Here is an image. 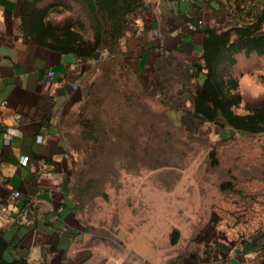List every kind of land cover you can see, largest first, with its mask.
Returning <instances> with one entry per match:
<instances>
[{"label":"trees","instance_id":"obj_1","mask_svg":"<svg viewBox=\"0 0 264 264\" xmlns=\"http://www.w3.org/2000/svg\"><path fill=\"white\" fill-rule=\"evenodd\" d=\"M148 5L149 0H23L20 4L19 28L34 44L96 62L83 85L85 101L74 121L80 132L68 141L66 151L75 212H82L92 200L107 198V186H118L123 171L138 175L143 169L171 167L166 136L172 121L165 110L152 111L153 97L126 63L123 43L138 10ZM202 35L201 54L190 64L188 75L191 112L224 133L264 134V98L246 103L239 113L243 96L236 74L240 55L264 58V0H234L227 21L205 28ZM82 132L91 137L83 138ZM209 159L212 167H218L215 149ZM232 187L223 183L221 190L234 191ZM5 232L0 228V264H30ZM177 238L175 231L172 245Z\"/></svg>","mask_w":264,"mask_h":264},{"label":"crops","instance_id":"obj_2","mask_svg":"<svg viewBox=\"0 0 264 264\" xmlns=\"http://www.w3.org/2000/svg\"><path fill=\"white\" fill-rule=\"evenodd\" d=\"M22 1L0 0V228L30 264H60L67 238L78 234L66 150L79 132L74 121L85 101L81 81L89 63L34 44L19 28ZM233 5L234 0H149L139 9L123 43L126 63L143 89L157 94L167 91V81L184 85L181 71L188 79L190 64L201 54L202 31L223 25ZM203 15L204 21L198 19ZM199 20V32L188 27ZM49 71L55 79L47 77ZM8 129L16 134L6 137ZM23 156L29 157L27 166L19 163ZM13 191L20 199H13ZM234 243L235 249L220 244L217 260L208 253L196 264H264V230Z\"/></svg>","mask_w":264,"mask_h":264},{"label":"rangeland","instance_id":"obj_3","mask_svg":"<svg viewBox=\"0 0 264 264\" xmlns=\"http://www.w3.org/2000/svg\"><path fill=\"white\" fill-rule=\"evenodd\" d=\"M202 24L188 27L199 32ZM86 62L81 86L96 65ZM181 74L184 85L167 81V91L157 94L144 89L153 97L152 111L165 110L172 121L166 155L173 165L138 175L123 171L118 186H107V198L75 212L72 226L78 234L67 238L60 264H196L208 253L217 260L220 244L232 248L264 230V134L224 133L192 113V90ZM236 74L243 96L238 112L243 113L246 103L264 98V58L240 55ZM214 149L216 168L209 159ZM223 183L235 190L223 192ZM175 231L178 242L172 245Z\"/></svg>","mask_w":264,"mask_h":264},{"label":"built area","instance_id":"obj_4","mask_svg":"<svg viewBox=\"0 0 264 264\" xmlns=\"http://www.w3.org/2000/svg\"><path fill=\"white\" fill-rule=\"evenodd\" d=\"M47 77H48L50 80H53V79L56 78V75H55L54 72L49 71V72L47 73ZM73 88L76 90V89H78V86L75 85ZM16 118L19 119V116L16 117ZM15 134H16V132H15L13 129H8L7 133L4 134V135H5L6 137H11V136H13V135H15ZM40 141H41V137L38 138V142H40ZM28 162H29V157H27V156L20 157L19 163H20L22 166H27ZM11 196L13 197V199H20V194H19L18 192H16V191H13Z\"/></svg>","mask_w":264,"mask_h":264},{"label":"bare ground","instance_id":"obj_5","mask_svg":"<svg viewBox=\"0 0 264 264\" xmlns=\"http://www.w3.org/2000/svg\"><path fill=\"white\" fill-rule=\"evenodd\" d=\"M124 37H125V36H124ZM170 86H171V85H170ZM79 132H80V131H79ZM2 133H3V132H2ZM3 141H4V140H3ZM69 147H70V146H69ZM70 148H71V147H70ZM66 151H67V150H66ZM70 158H72V157H70ZM78 158H79V157H78ZM72 159H73V158H72ZM68 161H69V160H68ZM73 161H74V160H73ZM73 161H72V162H73ZM125 163H126V162H125ZM71 164H72V163H71ZM122 164H123V163H122ZM126 166H127V164H126ZM125 169H126V168H125ZM69 179H70V178H69ZM72 193H73V192H72ZM102 197H103V196H102ZM91 202H93V200H92ZM91 202H90V204H91ZM23 203H24V202H23ZM92 204H93V203H92ZM87 207H88V206H87ZM83 213H84V212H83ZM87 213H88V212H87ZM78 214H79V213H78ZM78 214H77V215H78ZM78 217H79V216H78ZM82 219H83V218H82ZM82 219H81V220H82ZM81 222H82V221H81ZM87 228H88V227H87ZM170 239H171V237H170ZM15 255H16V253H15Z\"/></svg>","mask_w":264,"mask_h":264}]
</instances>
